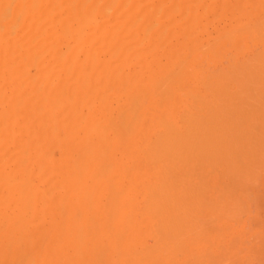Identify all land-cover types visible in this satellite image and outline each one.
<instances>
[{"label": "bare ground", "instance_id": "obj_1", "mask_svg": "<svg viewBox=\"0 0 264 264\" xmlns=\"http://www.w3.org/2000/svg\"><path fill=\"white\" fill-rule=\"evenodd\" d=\"M154 1H156L155 3H157L159 1L158 8H156L155 6L153 7L152 3ZM154 1L149 2V0H0V243H1V241L3 242V245L2 246L0 245L2 247V249L0 248V250H1L0 253L4 254L3 252H5L8 255L7 256L8 258H5L4 261H6V259H7V261L10 262L13 258L22 257V256L25 257L24 253L27 251V253H26L27 259L23 258V260H25L26 263L25 262L23 263V260H21L22 262L19 261L20 258L19 259L16 258V259L21 264L22 263L23 264H32L34 259L32 258L33 259L32 260L30 258H31V256L34 257L33 253L36 249L34 248L35 250L34 251L32 250L33 252H31V251L28 252V250H31V248L36 247V246L39 247L40 244L38 245V242L41 243V241H43V242L44 241H47V242L51 241V243H53L52 241H59V242H62L61 247L53 248V247H50V245H48L43 253L39 252V254H38L35 251V255H38V257L35 259V264H71L72 263L71 261L73 258L70 255L68 248H69V246L72 247L73 244L70 245V242L80 241V243H81V241L83 242V240L89 239V241L88 240L87 241L92 246L93 243H91V242H93V241L90 242V239L91 240L100 239L101 240L100 243L97 242V244H96L97 247L94 246L92 248L89 244H86V247L89 248V246H90L91 250L89 252H87L88 249H86V251L85 250L84 251L87 252V254L93 253V256L95 255L96 258H97V256L99 258V256L101 257L103 255V253L107 252L108 250H111V252L117 256L116 257L117 260H118V257L119 258L122 257V258H120V262L124 260L123 259L124 256L128 255L127 259L128 258L129 259L127 262H129V260L131 258L133 259V262L131 259L129 264L131 262L133 264H162L160 261H158V258H160V257H158V255L160 256L161 253H162L161 255L163 257L165 255L167 256L168 253L173 255V253H172V251H173L174 254H176V256H171V255L167 256L169 258L171 257V259L173 257L179 258V256L182 254H184V255L186 254L188 257L189 253L188 252L186 253L184 251L186 249L184 247V244H186L185 246L188 245L187 243H184L186 240L185 237H188L187 235L189 233L187 234V232H189V231L191 233H193V234H189L192 236L195 235V231L196 232L198 231L197 229L195 231H191V230H189L190 228L188 229L189 231H187L185 224L183 225L182 220H185V218L188 219L187 218L188 214H191V216L195 220L197 218V222H198V218H199V220H200L199 225L200 224L201 225L197 226L198 225L197 224L196 228L197 227L201 228V226H202V228H201L202 230L205 229L204 226H207L208 223L210 222V220L212 219L211 218L212 215L210 216V213L214 212V211H212V209L214 210V207H215L214 202H213L214 199L211 198L212 201L210 199H209L210 201L208 200L209 202L207 201L208 204H210L211 206L207 205L206 204L207 202H205V204L207 206H209V208H208L207 206L204 205V203L203 204L199 203V201H201L202 199H200V196H198V193H197V196L199 198L195 195V199H200L199 201L197 200L198 204L195 203L196 204V205L194 204L195 206L193 204H191V206L189 205L190 208L188 206L189 209L188 208L185 209L186 204L188 205V203H190L188 200L191 198L190 196L192 194V191L190 193L186 192V193L190 194V196L188 195L189 199H187L185 197L186 202L188 201L187 203L185 202V198H183V194H184L183 192H184V189H186L188 191L191 188L190 187L191 186L190 181L192 182L193 180L197 179V177H192L195 173L194 170L196 169L195 168L196 165L198 166V164L200 163L199 165H203V167L199 166L198 168L204 169V166L206 167V164H208V166H209V164H211L210 169L216 170L218 167H216L217 166L216 164H215L216 166L214 165L213 161L215 160V163L218 162L220 164L219 160H217V162H216V159L222 153L221 152V149H222L221 146L223 147V149H222L223 152H226L227 150L230 151L228 149V147H226L227 142H228L226 139H228L227 137L229 135L227 134V132L225 133L226 130L223 131L226 128L221 127V126H224V125H222L223 122L220 124V121H219V120H222V121L226 120L225 117H227V116L229 117V114L224 113L222 115V118H218V117L219 116L221 117L220 113H223V112H220L221 110H225V112H227V113L233 111L231 109V107L234 106L233 107V109H234L236 107L235 105L237 103L235 104L234 102H236V101H234L233 99L232 100L234 102L231 101V98L229 96V99H227V100H229L233 103L231 105V102H230L231 106L229 105V107H230V109H229L228 105L226 106L224 104V102L226 104H228L229 101H225V100L219 101L218 100V102H220V104L218 103L216 106L220 107L219 108L220 111L218 113L219 116L216 115L217 113H214L215 110L218 109V107L214 108L215 109L214 110L211 107L212 104L210 103L211 104L210 106L208 104V106L211 107L210 109H212L211 112H213V113L210 112L211 114H213L212 116L213 117L217 116L216 117L217 123L211 117H210L211 120L208 117H206L207 118V120H206V118H204L205 117L204 113L205 112L209 113V111L208 110L205 111L204 109H203L204 111L201 110L203 112V114L201 112V116H202L201 117L200 113H199L200 110L196 111L197 107L192 106L195 104H196V106L197 105L199 106L198 103H200V102H198L199 96L197 95V90L200 88L198 87V89L196 91L193 89L194 92L189 94L187 92H191L192 90L190 91L189 87L187 88L186 85H184V86L181 85L183 83L182 82L183 79L187 75H188L187 77H189V75H190V74H186V72L185 73L181 72V69H182V71H184L185 68L188 67L187 70L189 71V68L191 67L192 70L191 69L190 70L193 71L192 73L195 74L196 73L195 70L197 71V73H199L198 70L201 71L202 67H200V68L198 67L199 69L197 67H192L195 65V63L194 64L190 63L191 60L189 61L188 58H185V60L187 59L186 61H188V62H186V61H184V59L182 57L183 61L180 59H179V61H181L182 63L185 62L186 64L185 63L182 64L181 62H179L178 63L179 65H178L175 63V65L176 66L178 65V66L176 68L171 67L172 69L170 71L166 70V73H165V71H164V73H159L158 70L157 71L154 70L153 69L154 65L152 66V63H154L155 61H153V60H150L151 65L149 64V66L152 67L151 68L152 70L149 69L147 66H146V70H145L144 64L150 58L155 57V51L160 47L161 44H162V46L164 44H166L164 40L169 39L168 36L172 35L171 32L174 29V28L173 29L171 28L172 30L171 29L168 30V32L171 31L170 35H168V33H167L168 36H167V38L163 39V41L161 40L163 36L160 39V35H162V34L159 33V31H161V30H159L158 27H160V29H161V25H162V27L164 26L162 23L165 22L164 20L160 19L161 17L162 18L165 17L164 15L162 16L160 13L164 14L167 10H169V12H170L169 8L167 10L163 9L164 13L162 12L163 10L160 11V9H162V7L164 6L165 3L167 4L168 7L171 4H173V6L172 5L171 6L174 7L175 4L177 5V1H179V0H170L171 1L170 4L167 3V0H158V1L154 0ZM173 1H174V3H173ZM175 1H176V3H175ZM197 1L198 0H196V2ZM179 2H181L180 4H182V5L184 3L185 7H186V4L189 5L186 2H191V0H186V2H185V0H180ZM196 2H194V4ZM206 2L207 1L205 0V3ZM180 4H178V5H180ZM194 4H192V6H191L190 13H192V14H193V12H195L198 9L197 6L195 7L196 9L192 8V7H194L193 6ZM202 4H203V2H202ZM215 4H216V1H215ZM226 4H229V3H226ZM200 6H202V5H200ZM209 6H210V4H209ZM219 6H220V4H219ZM181 8H183L182 10H184V6H182ZM186 8H185V11H186ZM218 8L222 9L221 7H218ZM177 9L175 8V11ZM192 9H193V11H192ZM202 10H204V9H202ZM245 10H247V9H245ZM173 11H174V9L173 10L171 9V12H173ZM176 12H178V11H176ZM180 13H183V12H181V9H180ZM199 13H202V12L199 11ZM199 13H198L199 16L197 15L198 17H200V15H201ZM210 13H211V11H210ZM210 13L208 12V14H210ZM215 13H217V11ZM167 14H168V11H167V13H165V15L167 16ZM249 14H251V11H249ZM160 15H161V17H160ZM173 15H174V13H173ZM183 15H184V13L181 14L182 17H183ZM214 15H216V14H214ZM214 15L211 14V16H212L211 18H213ZM207 16H206V18H207ZM182 17H180V18H182ZM188 17L191 18L193 16L189 15ZM190 18H188V19H190ZM169 19H170V21H172V19L175 20L174 17L171 18V15H170ZM169 19H168V21H169ZM188 19H186V21H188V24H189ZM256 19L258 20L257 17H256ZM262 19H261V21H262ZM166 20H167V18H166ZM190 20H192V19H190ZM195 20H197V18ZM162 21H164V22H162ZM199 21H198V24H201V22H199ZM205 21H206V19H205ZM212 22H210V24ZM172 23H174V22H168L166 24H172ZM186 23H184V26ZM182 24L183 23H181L180 26L177 25L178 28H180ZM254 25H256V24H253V27L250 25L252 28V31L255 32L256 34H257V32L261 33L259 31L260 28L262 30L261 25H259V24L256 25V26H260V28L257 27L258 30L256 29V27ZM187 26L188 27H186V29H185L186 31H188L190 28L189 25H187ZM216 26H217V24H216ZM164 27L167 28V25ZM166 28L162 29V31L164 30L163 35L166 34L165 33L167 30ZM178 28H176V30ZM217 28H218V26H217ZM244 28L243 29L241 28V29L245 30L246 28H248V30H249L250 27L246 26V28L245 29ZM251 28H250V30H251ZM254 28L256 29V31H254L255 30ZM180 29H182V27ZM195 30H197V29H195ZM242 30H241V33L239 30H238L239 33H237L238 31L235 30V33H237V34H234L233 30L231 32H233V34L235 35L234 38H237V36H238L242 40V38L245 39L248 36L247 40L250 41L249 38H251L253 36L252 31H250V30L249 31L248 30L242 31ZM242 32L244 34H246L247 32H250V35L248 33H247V35H244ZM157 33H159L160 35L158 34L156 37H157V39L159 38V40H161L162 43H160L158 41L160 44L158 43L159 47L158 48L156 47L157 49L155 50V47H153V46H155L157 42L155 40H152V38L153 37L156 38L155 35ZM262 33H264V32H262ZM185 34H186V32H185ZM228 34H229V32H228ZM233 34L231 33V35L229 34L227 36H229V37L232 36V38H233ZM240 34H242V35L240 36ZM186 35H183V36H186ZM172 36H170V37L173 38ZM203 36H205V35H203ZM223 36L220 37L218 40H220V39H222L223 41L229 40L228 38L223 39L225 37V36L224 37ZM199 37H201V36H199ZM255 37H256V35L253 38H255ZM260 39H262V38H260ZM178 40H179V38H178ZM230 40H229V42H230ZM257 40H255L256 43H257ZM150 41L152 42L151 45H150V43H151ZM153 41H155V43ZM181 41L182 40H180V42ZM235 41L238 44L239 41H237L235 39H234V41L232 40L231 43H234ZM224 42H226V41H224ZM229 42H227V43L231 44ZM260 42H261V40H260ZM174 43H173V45H174ZM191 43L192 42H190V44ZM211 43L210 44L208 43V44L212 46ZM178 44H179V42H178ZM214 44H215V41H214ZM205 45H207V44H205ZM225 45H226V43H225ZM259 45H261V44H259ZM162 46H161V48H159V50L160 49L162 50L164 48V47L162 48ZM203 46L204 45H202V47ZM257 46H258V43H257ZM166 47L167 48L164 49V50H166L165 53L169 52V50H168L169 45L168 46L166 45ZM202 47H201L202 50L205 49ZM220 47L222 48V45ZM252 47H253V45H252ZM252 47H251V49H252ZM211 48L212 47H210V49ZM195 49H197V48H195ZM210 49L208 47V50H210ZM253 49H252L253 52L256 51L255 47ZM170 50H172V49H170ZM202 50H201V53H203ZM208 50L205 49L204 53H206V51H208ZM234 50H236V48ZM242 50L243 49L241 48V51ZM260 50H262V49H259L258 52ZM263 50H262V52L264 53ZM199 51L200 50L194 51V49H193L192 51L189 52L190 54L194 52V54L196 56H198L195 58L194 54H191L194 56V57H192V59L194 61H196L197 58L199 59L200 55L202 56V54ZM212 51H213V53L211 55H214L215 47L212 48ZM162 52H163V50H162ZM197 52H199L200 55ZM226 52H228V51H225L224 53H226ZM233 52H231L229 54L232 55ZM159 53H160V51H159ZM165 53H163V54H165ZM210 53H211V51H210ZM156 54H158L157 51H156ZM169 54H170V52H169ZM190 54H188L187 57H190ZM246 54H247V51H246ZM254 54H255V52H254ZM254 54L251 53V55H254ZM175 55H176V53H175ZM159 56H161V55L159 54ZM262 56H264V55H262ZM203 57H204L205 61L208 58L207 55L205 54V56L201 57L202 62H203ZM248 57L249 56L246 57V62H250V63L252 62L253 63L255 59H253V61L252 60L250 61V59H248ZM251 57H253V56H251ZM228 58H230V57H228ZM243 59H245L244 56H243ZM243 59L240 60L241 63L243 62ZM156 60H157V57H156ZM226 60H227V58H226ZM228 60H227V63L229 62ZM238 60H239V58H238ZM205 61H204V63H205ZM214 61H216V59H214ZM191 62H193V61H191ZM221 62H223V60ZM232 62H234V60H232ZM232 62H231V64H232ZM243 64L244 63H242L241 65L238 64L240 70L244 69V68H242V66L244 67ZM256 64H258V62ZM260 64H262V62ZM263 64H264V61H263ZM181 65H183V68ZM184 65L187 67L184 68ZM203 65L201 63V66H203ZM215 65H217V63ZM171 66H173V65H171ZM220 66H219V68H220ZM234 66H236L238 68L237 65H234ZM248 66H246V64H245V67L248 68V70H246L247 71L246 76L250 77L251 75H248L250 73V71L251 72L254 71L253 73H256L258 70L255 69L256 70V72H255V70L249 69ZM168 67L166 69H168ZM259 67H262V66L260 65ZM235 68H234V70H237ZM263 68H264V66H263ZM206 69H207V67H206ZM224 69L226 70V68H224ZM230 69H232V68H230ZM217 70L220 71L219 69H217ZM240 70H238V71H240ZM202 71L205 72L204 69ZM202 71L200 72V75H202L201 74V73H203ZM207 71L210 72L209 69ZM241 71H243V70H241ZM208 72H207V74H209ZM146 73L147 74L149 73V74L147 76H145ZM233 73L235 74V72H233ZM181 74H183V76ZM228 74H230V72ZM228 74H226V77H229L232 75V73L230 75H228ZM198 75L199 74L195 75V76H197V79H195V77H192V76H191V78H194V80H196V82H198L200 80ZM214 75L219 76L217 74H213V76ZM235 75L236 76L240 75L241 80H242V76H244V74L242 75L241 72H240V74H235ZM202 76H204V75H202ZM205 76H206V74H205ZM246 76H244V77H246ZM237 77H238V80L237 79L236 80L239 82L240 81L239 76H237ZM191 78H189V79H191ZM218 78H219V81L223 80V79H221L222 77H220V76ZM261 78H262V75H261ZM189 79H187L185 81L188 82ZM231 79H233V77H231ZM244 79L245 78H243V80ZM212 80H214V79H212ZM226 80L227 79H225L224 81H226ZM219 81L214 80V83L216 82L219 84ZM224 81H222V82H224ZM250 81H248V84H250L249 83ZM233 82L235 83V81H233ZM245 82H246V80H245ZM239 83H241V81ZM176 84L179 86V88L177 87ZM246 84H247V82H246ZM253 84H254V82H253ZM261 84L262 83H260L259 86H261ZM187 85L190 86L188 83H187ZM198 85H200V84H198ZM208 85H209V87L212 86V85H210V82ZM235 85H237V84H235ZM250 85H252V84H250ZM200 86H202V85H200ZM215 86H217V85L215 84ZM252 86L254 88V85H252ZM263 86L264 85L262 84V87ZM213 87H214V85H213ZM236 87H240V85L236 86ZM236 87H235V89H236ZM246 87L247 86H245L244 88L246 90L247 89L249 90V88L251 86L247 87V88ZM258 87H255V88H256V92H259L258 93L259 94L258 99L261 100L260 95H263V94H261L260 91L262 89H259ZM262 87H260V88H262ZM185 88H187L186 93L189 94L188 96L193 95L196 92V94L193 97H191V96H190L191 98L189 97L195 103V104L193 103L192 105L190 104V106H192L191 108L195 107L194 108L195 110L193 109L194 110L193 111L191 108L188 107L187 110L189 112L188 111L183 112V110H182L183 114H180V113L177 114L175 111H177L179 108L176 107V105H173L175 102V101H173V99L175 98V100H177L176 96H178V95H180L181 99L184 98V97H181L182 94H183V96L188 98L187 94L184 92L185 93V95H184V93H183ZM222 88H223V86H222ZM225 88H227V85L225 86ZM255 88L254 89L251 88L252 91L251 90H249V91L255 92L254 91ZM257 88H258V91H257ZM203 89H204V87H203ZM245 89H243V90H245ZM220 90H221V88H220ZM234 90H232V91H234ZM240 90H241V88H240ZM248 90H247V92H248ZM203 91H205V90H203ZM235 91H238V89ZM207 92H208V90H207ZM216 92H217V90H216ZM225 92L223 90L224 94H226ZM240 92L244 94L245 91H243V92L240 91ZM240 92L238 91L239 94L235 95V98H237L236 96L241 95ZM247 92L245 93L246 95H247ZM198 93H200V92L198 91ZM218 93L221 94L219 91H218ZM233 93L235 94L236 92H232V94ZM224 94L222 96H224ZM250 94L253 95V93H250ZM258 94H256V95H258ZM200 95H202V94L200 93ZM203 95H202V97H203ZM207 95L211 96L209 94H207ZM218 95H217V97H218L217 99H220ZM120 96L121 97L123 96L124 99H122ZM117 97H120L123 100L122 103L120 102V99H119L120 103H116ZM220 97H221V95H220ZM244 97H246V96H244ZM248 97H250V95H248ZM180 98H178V99H180ZM206 98H212V97H206ZM217 99L215 96L214 101H212V102L216 103ZM235 100H237V99H235ZM257 100H254V101L256 102ZM262 100H264V99L262 98ZM183 101H184V99H183ZM185 101L187 102V100H185ZM199 101H200V99H199ZM242 101H244V100H242ZM251 101H252V99H251ZM261 101H259V102L261 103ZM246 102H247V100H246ZM260 103H259V105L258 104H256V105H258V108L262 107L261 109H259V110H262L264 106H260ZM176 104L178 105V103H176ZM222 104H224L226 106V108H223ZM186 105L188 106L187 103H186ZM200 105H202V103ZM243 105H245V104H243ZM249 105H250V102H249ZM249 105H247V106L249 107ZM261 105H263V104L261 103ZM162 106L167 107L169 109H172V111L165 112L164 110H166L167 108H163ZM173 106H175V107L172 108ZM251 106H253V105L251 104ZM227 107H228V109H227ZM175 108H178V109L176 110ZM237 108L240 109L238 106H237ZM254 110H255V108H254ZM238 111H236L235 114L238 113ZM241 111H242V109H241ZM243 111L241 112V115H242ZM247 111H249L248 108H247ZM258 111H256V112H258ZM196 112H198L199 114ZM232 113H230V114H232ZM253 113H251V115ZM196 114H198V115H196ZM243 114L248 115V114H246V108H245V112ZM238 115H239V113L236 114V117ZM199 116H200V118H202L201 120H200ZM256 116H258V115L253 114L252 118L254 119V117H256ZM262 116L263 117L259 116V118L261 121L263 119V122H264V112H263ZM236 117L234 118V120L237 118H240V117H237V118ZM242 117H243V115H242ZM203 118H204V120L207 121L206 125L209 124L208 126H210V124L214 122L213 125H216V126L214 127L211 125L213 127L212 129L215 128V130H217L216 127L218 128L219 125H220L219 127L224 128L222 130L223 132L221 131L219 134L222 137L219 136L217 133L218 138H216L217 136L215 133L214 134L215 141L213 142V139H214L213 133L215 132V130L213 132V130L209 127V129L211 131L210 135L209 134L206 135L207 133H204V132H206V130L204 131V129H202L205 127L201 126V125H204L206 123L205 121H203ZM223 118H224V120H223ZM231 118L232 117L230 116V118H228V119H231ZM240 120L242 121V119H240ZM254 120H252V121L255 122ZM197 121H198V123H197ZM199 121H200V123H199ZM202 121L205 123L202 124ZM208 121H210V123H208ZM232 121H233V119H232ZM247 121L249 122V119H247L246 122ZM256 121H258V118ZM227 122L225 125H227ZM231 122H229V123L231 124ZM263 122H260V123H263ZM249 123H251V122H249ZM196 124H199V126ZM217 124H218V126H217ZM234 124H231V125H234ZM237 124H240V123H237ZM251 125L250 126L248 125V126L251 127ZM263 125L261 124L260 126H263ZM195 126H198V127H195ZM208 126H206V127H208ZM234 126H236L235 129L237 127L240 128V126H237V125H234ZM243 126H244V124H243ZM226 127H228V126H226ZM229 127H231V126H229ZM245 127L247 128V126H245ZM253 127H252V129H253ZM194 128L197 129L199 132H200L199 129L203 130L204 132L201 131V134L203 136L200 135L199 132L197 134V130H195V132H194ZM250 129L248 128L249 131H250ZM252 129H251V131H252ZM256 129L257 128L255 126L254 130L257 134ZM259 131H260V129H259ZM239 132L240 131H238L237 133H239ZM244 132H245V130H244ZM224 133L228 136H226ZM262 133H264V132H261L260 134L262 135ZM222 134L225 135L226 139L224 138V136ZM245 134H246V138H247V133L245 132ZM249 134H250V132H249ZM198 135H200V136H198ZM263 135H262V137L264 138ZM206 136H207V138L210 136L213 137V138L210 137L212 140L211 143H209L210 139H207ZM230 137H229V139H230ZM237 137H236V139H238L240 141L241 139H239ZM240 137H242V134ZM259 137H261V136L259 135ZM244 138H245V136H244ZM249 138H247V140ZM263 138H261V139L263 140ZM205 139H207L206 142H205ZM216 139H217V141H216ZM222 139L225 140L224 145H225L226 151H224V145H223V143H221ZM251 139L252 138L249 139L248 146L250 145V142L252 141ZM198 140H202L204 142L203 143H202V141L198 142ZM255 140L257 142H259L260 145H264V141H263V143L262 142L260 143L258 136H257V138L254 139V143L256 142ZM232 141H235V140H232ZM200 142H201V144H200ZM216 142L219 143L220 147H218L219 145ZM204 143H205V148H204ZM215 143L218 146L216 145V147H214ZM233 143H235V142H232L231 144H233ZM229 144L230 143H228V146H229ZM243 144L246 145V146H244L246 148H243V149L245 151H247L248 146H247V142L245 143V139H243L242 145ZM259 144L255 145V146L257 147ZM199 145L202 146V147L200 146L201 153H200V151H198ZM237 145H238V142H237ZM237 145H236V147H237ZM194 146H196V147H194ZM252 146L255 148L254 145H252ZM233 147H232V149L236 150V148H233ZM240 147H241V149L240 148L239 149L242 150L243 146H240ZM194 148H197V154L199 155V157L200 156L202 157V158L197 157L199 160L196 159V151H194ZM207 148H208V151H206ZM214 148L216 151H213ZM251 148H250V152L248 151L249 154L252 151ZM232 149H231V151H232ZM257 149L258 148H255V151H252V152H258ZM209 150H210V152H209ZM217 150L219 151V153H218L219 155L216 153L218 156L214 155V153L217 152ZM259 150H261V149H259ZM211 151L213 152L214 158L216 156L215 159L213 158ZM204 153L208 154V156H206ZM228 153L229 152H226V154H224L225 157ZM239 153H241V152L239 151ZM236 154H238V153H236ZM241 154H243V152ZM249 154L247 155L248 160L251 161V159L253 160V158H255L256 160L258 159L257 158L258 153L256 156L255 155L252 156V153L250 155ZM224 155H222L221 158ZM244 155H246V154L244 153ZM260 155H263V154H260ZM260 155H258V156H260ZM203 156L204 157L206 156V158H203ZM228 156H230V155L228 154ZM232 156H234V155L232 154ZM236 156H239V155H236ZM236 156H234V157H236ZM249 156L250 157L252 156L253 158L252 157L249 158ZM225 157H223V158L226 161H224L223 159L222 160L227 165L230 161L232 162V160H236L234 158L227 163L228 158L227 157L225 158ZM244 157L246 159V156H244ZM244 157L242 159H244ZM207 158H208V161L211 159L210 160L211 163H209L206 160ZM202 159H203V163L201 161ZM196 160L198 161V163L195 162ZM248 160H247V162L245 161L247 164L242 163L243 161L241 162L242 164H246L245 167L248 166L246 168L247 170H248V168H251V167H249V164L251 162H249ZM254 160L252 161L253 163H255ZM204 161H206L205 164H204ZM238 161H237V164L235 163L236 161L232 164L238 165ZM260 161H262V157L260 158L259 162ZM259 162L257 165H259ZM260 163H263V161ZM221 164L223 165L222 161H221ZM226 164H224V166H222V165L221 166L218 165V166H220L222 168V167H225ZM227 165H226V167H227ZM255 165H256V163H255ZM255 165L252 164V167ZM263 165H264V163H263ZM213 166H215V168ZM242 166H244V165H242ZM238 167H239V165H238ZM238 167H236L238 170L242 169V168L240 169V167L239 168ZM259 167H260V165H259ZM259 167L257 166L258 169H259ZM198 168L196 169L197 170L196 173L200 172V170H198ZM225 168H222L223 170L221 169L222 171L220 170V173L223 172ZM230 168H232V167H230ZM262 168H260V170ZM205 169L203 172H205ZM233 169H235V168H233ZM258 169H256V171H257L256 174H259ZM230 170H227L226 173L224 172L225 175L228 174L227 172ZM252 170L253 169H250L247 172L248 173L250 172V175H251V173L254 171V170L253 171ZM260 170H259V172H262L264 169L261 171ZM213 171H211V172H213ZM209 172L210 171H208V173ZM211 172H210V176L212 175ZM224 173H223V175H224ZM239 173H241V172H239ZM245 173H246V170H245ZM254 173L255 172H253V174ZM206 174L205 173H203V175L200 174V177L203 176V182H204V179H206L208 176V174L207 175ZM229 174H231V173H229ZM204 175L206 176L205 178H204ZM233 175H235V174H233ZM196 176H197V174H196ZM220 176L224 177V176H222V174ZM220 176L218 178H221ZM254 176H255V174H254ZM191 177L193 178V180L189 181V179H192ZM200 177H198V178L201 181ZM246 177H248V176H246ZM251 177L249 178L250 180H247L248 182L252 181ZM230 178H232V177H230ZM233 178H234V176H233ZM241 178H242V180L240 181V179L238 177V179H239L238 182H240V184L246 180L245 175H244L245 179L243 178V176ZM256 178H255V180H256ZM232 179H231V183H233V185H234V183H236L237 181L233 182ZM199 180H197L198 182L193 181L195 186L196 185L198 186V184H196L195 182L200 184V186L197 188L199 190L205 188L206 185L212 181V180L211 181L208 180L206 182V180H207L206 179L205 180L206 185L203 183L204 184L203 185L204 187H203L201 184L202 182L200 183ZM227 180H230L229 177ZM188 181H189V184H188ZM218 183H220V182H218ZM223 183H224V181H223ZM226 184H228V181ZM220 185H221V183H220ZM201 186H202V188L200 189ZM241 186L242 185H240L239 187H241ZM231 187H232V185H231ZM209 188L213 189V187L212 188L209 187ZM209 188L206 187L205 189H209ZM223 188L224 187H222V189ZM227 188L228 187H226V189ZM194 189L195 188H193L191 190L194 191ZM205 189H203V193L205 195H207L208 190H205ZM220 189H221V187H220ZM226 189H225V191H226ZM234 189H235V187H234ZM248 189L246 188V190H248ZM204 190H205V192L206 191L207 192L205 193ZM213 190H209V192L213 193ZM239 190H241V189H239ZM218 191H220V190H218ZM228 191L229 190H227V192ZM250 191L251 190H249L248 192H250ZM234 192H236V191H234ZM242 192L238 197H240L242 195ZM193 193H195V191ZM201 193L202 192H199V194L203 196V193L202 194ZM228 193H229L228 195H230L231 191H229ZM246 193H247V191H246ZM254 194L256 195V193H254ZM225 195H223V196H225ZM228 195H226V196H228ZM186 196H187V194H186ZM230 196H228V197H230ZM247 196H248V194H247ZM205 197L207 200L208 195ZM231 197L233 198V195ZM261 197H262V194H261ZM193 198H194V196H193ZM236 198L237 197H235V199ZM183 199H184V201H183ZM235 199L234 200L232 199L234 201V203L236 201ZM225 200L226 199H224V201ZM218 201H221V200L219 199ZM229 201H227V202H229ZM233 201H230V202H233ZM258 201L261 203L260 198L258 199ZM193 202H191V203H193ZM222 203L223 202H221V204ZM234 203L232 205H234ZM201 204L204 205L206 208H204V206H203L204 209H202L201 207H198V205H201ZM222 205H225V202ZM232 205L226 204V206H229V207ZM237 205L238 204L236 203L235 206L231 207L232 208V209H230L231 215L233 214L232 210L234 207H236L235 208L236 210H234V211L235 212L238 211L239 208H237ZM192 206H194V207L192 208V212H190L189 210H191ZM219 206H217V204H216L217 208ZM195 207L197 209L201 208L200 211L201 210L204 211L205 209H211V212L209 213L210 218L208 217L210 219L209 222L203 220L205 223L207 222L206 225L203 224L204 222L201 223V220L204 219L203 217L202 218L197 217V213H196L197 209ZM216 207H215V210L219 211V209H216ZM225 207L222 209L224 210ZM257 207H259V206L257 205ZM184 209H185V212H186V210H188L189 213L188 214L183 213ZM226 209H228V210H227V212L225 211V214L229 213V208L227 207ZM194 210H196L195 213H194ZM240 210H242V209H240ZM244 210L247 211L248 209H244ZM200 211H199V213L202 216L206 214V213L202 214V212H200ZM259 211H260V209H259ZM204 212H207V211H204ZM239 212L241 215L242 214L241 211H239ZM239 212L237 213V215L236 214L235 215L238 216ZM243 213H245V212L243 211ZM186 214H187V217H185ZM220 214H222V213H220ZM193 215H195L196 217ZM228 215L230 216V214H227V217H228ZM262 216H264V215H262ZM183 217H185V218H183ZM189 217H190V215H189ZM192 217H190L189 220H186V221L188 223H190L189 221ZM224 217L227 219L226 216H224ZM231 217L234 218V216H231ZM240 217L241 216H239V218ZM195 220H194V222H195ZM229 220H230V218H229ZM197 222H195V223H197ZM211 222H213V221H211ZM211 222L209 223V226L207 228H209L211 226L212 230L213 229L215 230V227L213 228L212 225H210ZM238 222H240V220ZM214 224H215V222H214ZM191 225L193 226V221H192V224H190V227H191ZM180 226L181 227L184 226L186 228L185 229L186 235H185V233H183L184 232L183 227L180 229ZM124 227H129V229L132 228V231H129V233H128L129 234L127 236L128 240H132V241H133V239L143 240L144 237L150 236V237H152V240H154V243L153 244L149 243V241L151 240L150 239L147 243H149L151 245L142 247L141 249H136L137 246L134 247V245H133L134 248H128L127 246H125L121 242L119 244H117V242H116V244L114 243L113 245H111V243H110V245H106L107 240L122 241L123 236L120 235L119 231ZM194 229H195V225L193 227V230ZM201 229H199V232H197L198 234L199 233L202 234L200 231ZM125 230L127 231V228ZM180 230H183V231L180 232ZM205 230H207V229H205ZM207 231H209V230H207ZM125 235H126V233H125ZM180 236L181 237L185 236L184 237L185 239L184 238L181 239ZM196 236H195V238H196ZM200 237H203V238L200 239ZM200 237H197L198 239H195V240H198V242L195 241V243L193 241L194 236H193V238L189 237L187 239V241L189 239H192L189 241L190 242L192 241V243H194L193 245H197V243L199 245L201 243L200 240H205L207 238V236L200 235ZM204 237H205V239H204ZM103 239H105V241H103ZM183 239H184V242H183L184 244L180 243V242H182ZM256 239L258 240L259 237L258 238L256 237ZM179 240H180V242H178ZM234 240L237 241L236 239H234ZM250 240H252V239H250ZM156 241H157V244H156ZM254 241H252V242H254ZM102 242H105V243L103 244ZM177 242H178V244H177ZM208 242H209V244H211L209 240H208ZM230 242H232V240ZM262 242H264V240H262ZM127 243L128 242H126V244ZM140 243L141 242L139 241V247L138 248H140V245H142ZM147 243H146V245H147ZM229 244L231 245L232 243H229ZM78 245H79V243H78ZM81 245H83V248H84V242ZM81 245H79V246H81ZM179 245H183V247H184L183 251L185 253L182 250L179 253L177 251H174V250L178 249L177 247ZM189 245H190V243H189ZM219 245H221V244H219ZM262 245H264V244H260V247ZM207 246H208V243H207ZM183 247H181V249H183ZM80 248H79V250H81ZM206 248L207 247H205V249ZM221 248L223 249V250L221 249V252L225 251L224 250L225 248H223V247H221ZM189 249H191L193 251L196 248H195V246H192ZM229 249L227 248V251H229ZM251 249H253V247ZM169 250L170 251L172 250V251L166 252ZM186 250L188 251V247ZM249 250L247 252H249ZM84 251H82V252H84ZM163 251L165 253L164 255H163ZM78 253H80V252H78ZM222 253L225 254V255L222 254L224 256L223 258L225 260L228 258V260H226V261H228L227 264H229V262L231 263V261L234 262V259H236L235 256L238 258L237 255L227 257L226 252L225 253L222 252ZM251 253H248V254H251ZM2 254H1L0 258L2 257ZM74 254H73V256H74ZM177 254L179 256H177ZM190 254L194 255V253H190ZM212 254H210V255H212ZM39 255H41V256L39 257ZM80 255L82 257V258L80 257V262H81V260L84 258H83V254L80 253ZM184 255L180 256V258L184 257ZM186 255H185V258L189 260V258H187ZM205 255H207L210 258V260H208V261L211 262V259L213 257H211L208 254H205ZM219 255H220V252H219ZM253 255H255V254H253ZM91 256L92 255H89V256H87V258L88 257L90 258ZM198 257H200V254ZM202 257L204 259V256H202ZM231 257H233V258H231ZM245 257H246V255H245ZM102 258L105 259V255L102 256ZM194 258H196V257H194ZM16 259H14L15 261L14 260L12 261L13 264L16 262ZM104 259H102L103 262H104ZM108 259H109L108 261H110V257H108ZM192 259L190 258V260H192ZM203 259H201V260H203ZM224 259H222V256H221V260H224ZM29 260H31L32 262ZM91 260H92V257L90 258V261ZM98 260L96 261L95 264H98ZM172 260H174V259H172ZM172 260H171V262H172ZM205 260H207V259H205ZM87 261H88V259L86 260V262ZM203 261H201V262H203ZM218 261H219V259H218ZM9 262H7V263H9ZM91 262L90 263L93 264V261H91ZM99 262H100V260H99ZM173 262H175V261H173ZM186 262H189V261H186ZM192 262H193V260H192ZM195 262H197V261H195ZM0 263L5 264L6 262L3 263V261H0ZM104 263L106 264V261ZM15 264H17V263H15ZM33 264H34V262H33ZM107 264H108V262H107ZM115 264H117V263H115ZM192 264H195V263L193 262ZM196 264H199V263H196ZM214 264H216V263H214ZM218 264H219V262H218ZM223 264H226V263H223Z\"/></svg>", "mask_w": 264, "mask_h": 264}, {"label": "rangeland", "instance_id": "obj_2", "mask_svg": "<svg viewBox=\"0 0 264 264\" xmlns=\"http://www.w3.org/2000/svg\"><path fill=\"white\" fill-rule=\"evenodd\" d=\"M154 0H149V2H153ZM158 1V0H157ZM180 1V0H179ZM179 1H177V5L175 4V6L174 7H172L173 6V4H171V5H169V7L167 6V4L165 3L164 4V8L162 7V9H160V11H162L163 9L164 10H167L168 8L170 9V12H169V10H167L168 11V14H167V16L165 15V13H167V11L164 13V10L162 11L164 14H162V13H160L162 16L164 15L165 17L164 18H162L161 17V15H160V19L161 20H164V21H162V22H164V23H162L164 26H166L167 25V28L166 27H164V28H166L167 30H166V34H164L163 35V32H164V30L162 31V29H164L163 27H162V25H161V29H160V27H158L159 28V30H161V31H159V33L160 34H162V35H160L159 33H157L156 35H155V37L159 34L160 35V39H161V37H162V41H163V39H165V38H167V36L168 35H170V32H168V30L169 29H171L172 30V35H170V36H172L173 38H171L170 36H168L169 37V39H165L164 41H165V43L166 44H164L163 46H162V44L160 45V47L158 46V43L160 42V43H162V41L161 40H159V38L157 39V37L156 38H152V40H155L157 43H156V45L155 46H153V47H155V50L159 47V48H161V46H162V50H163V52H162V50L160 49L159 50V48L156 50L157 51V53L158 54H156V51H155V57L154 58H150L145 64H144V66H145V70H146V66L149 68V69H151L152 67L151 66H149V64H150V60H153V61H157L156 63L154 62V63H152V66L154 67L153 69L154 70H158V72L159 73H164V71H165V73H166V70L167 71H170L172 68H176L179 64V62H181V61H179V59L180 60H182L183 61V59H184V61H186L185 60V58H188V60L190 61H193V62H191L190 61V63H192V64H194L195 63V65L194 66H192V67H202L201 69L203 70H205V72L204 71H202L203 73H201L202 75H204L205 76V74H206V78L204 77V76H202V75H200V70H198L199 71V73H197V71L195 70V72L197 73V74H199L198 75V77H199V81L198 82H196V80H194V78H191V76L192 77H195V79H197V76H195V75H197L196 73L194 74V73H192L193 71H191L192 70V68L190 67L189 68V71L187 70V66H185L184 65V68L185 67H187V68H185V70L184 71H182V69H181V72H186V74H190L189 75V77H185L184 79H183V83L181 84V85H186V87L188 88L189 87V90L191 91V92H187V93H193L194 92V90L196 91L197 89H198V87L200 88V89H198L197 90V95L199 96V99H200V101H199V99H198V102H200V103H198L199 104V106L197 105L196 106V104L192 101V99H190L191 97H193L195 94H196V92L193 94V95H190V96H188L189 94H187L186 93V91H187V88H185L184 89V91H183V93L185 92L186 94H187V96H188V98H186L185 96H183V94H182V96L181 97H184V98H180V95H178V96H176L177 98V100H175V98L173 99V101H175L174 102V104L173 105H176V107H178V108H175L177 111H175L177 114L178 113H180V114H183V112H186V111H188L187 109H188V107L189 108H191L192 106H195V107H197L196 108V111H199V113H200V116H201V112L202 111H206V110H208L209 111V113L207 112H205L204 113V118H206V117H208L210 120H211V118H213V120L216 122L217 121V119H216V117L217 116H215V117H213L212 115L213 114H211V113H213V112H211V110L212 109H210L211 107L214 109V108H217L218 107V109H214L215 110V112L214 113H217L216 115H218L219 116V106H216L218 103L220 104V102H218V100L219 101H223V100H225V101H229V100H227V99H229V96H230V98H231V101H236V102H234L236 105V107L233 109V107H231V109L233 110V111H231V112H225V110H221L220 112H223V113H220V115H221V117L219 116L218 118H222V115L225 113V114H229V117L227 116V117H225L226 118V120H224V118H223V120L225 121H222V120H219L220 121V124L222 123V125H224V126H221V127H225L226 129H224V128H221V127H219L218 126V124H217V126H218V128L216 127V129L217 130H215V128L214 129H212L213 127L212 126H216V125H213V123H211L210 124V126H208V125H206L207 124V118H206V120H204V118H203V121H205V122H203L202 121V124L203 123H205L204 125H201V126H203V127H205V128H202V129H204V131L206 130V132H204L203 130H201V129H199L200 130V132L197 130V129H195L194 128V132H195V130H197V134H198V132H199V134L200 135H202L201 134V131H203L204 133H207L206 135H210V129H209V127L213 130V132H214V130H215V132L213 133V136H214V134L216 133V136H217V133H218V135L220 134V132L223 130V131H225V133L227 132V134L229 135H226L225 133V135L226 136H228L227 138L228 139H226L225 138V135L224 134H222L223 136H224V138L228 141H226L227 142V146L226 147H228V149L230 150V151H226V149H225V145H224V141L225 140H223L222 139V142L221 143H223V145H224V151H226V152H229L228 154L230 155V156H228V154L226 155V157L228 158V160H227V163L230 161V160H232V159H236V160H232V162L230 161L229 163H228V165L226 164V163H224L223 162V160L224 161H226L223 157H225V155L224 154H226V152H223L222 151V149H223V147L221 146V152L223 153H221V155H219L218 153H219V151L217 150V152H215L214 153V155H217L218 157H217V159H216V162H217V160H219V162H220V164H221V161H222V163H223V165L222 166H224V164H226L227 165V167H226V165H225V167L227 168H225V167H222V168H225L224 169V171L223 172H221L220 173V170L222 169L220 166V164L217 162V163H215V160L213 161V163H214V165L216 166V167H218L216 170L215 169H213V170H211L210 169V165L211 164H209V166H208V164H206V167L204 166V169H205V172H203L204 171V169L203 168H201V167H203V165H199L198 164V166L196 165V169L199 167V166H201L200 168L201 169H199L198 168V170H200V172L199 173H196L197 172V170L195 169L194 170V175L192 176V177H197V179H195V180H193V178L192 179H189V181L190 180H193V181H197V180H199V178L198 177H200V174H202L203 175V173H207L208 174V176H207V180L206 179H204V182H203V176L202 177H200L201 178V181L199 180V182L202 184V186L205 184L206 185V183H205V180H206V182L208 181V180H212L210 183H208L207 185H206V187L207 188H209V187H213V189H205V188H203V189H205V190H208V192H207V195H208V199L206 200V197L205 196H207V195H205L204 193H203V189H201L202 188V186L200 187V189L201 190H199V189H197L199 186H200V184L199 183H197V182H195L196 184H198V186L196 187L195 186V184H194V182L192 181H190V184H191V188L187 191L186 189H184V194L186 193V192H188V193H190L191 191H192V194H191V196H190V194H188V193H186L187 194V196H186V194L184 195L183 194V198H187V199H189V197H188V195L193 199H189L188 201L190 202V203H188V205L186 204V207H185V209H187L188 208V206L190 205L191 206V204H195V203H197L200 199H202L201 201H199V203H204V205L205 206H207V205H209V206H211L210 204H208V202L211 200L212 201V199H214V206L216 207V204H217V206H219L220 204H221V202H223L222 204H224V202H225V205H220L218 208L216 207V209H219V211H216L215 210V207H214V210L212 209V211H214L213 213L211 212V209H205L204 211H207V212H204L203 210H201L200 211V209L202 208V209H204V208H206L204 205H198V207H201V208H199V209H197L196 207V209H197V217H203L204 219H202L201 220V223H203L204 221L203 220H205V221H208L209 222V218H210V216L212 215V219L210 220V222L211 221H213V222H211V224L210 225H212V227L214 228L215 227V230L213 229L212 230V228H211V226L209 227V228H207L208 226H209V223H208V225L207 226H204V225H206L207 224V222L205 223H203L204 225V228L205 229H207V230H209V231H207V230H205V229H201L202 228V226H201V228H199V227H197L196 228V225L197 226H200L199 225V222H200V220H199V218H198V222H197V218H196V220L191 216V214H188L189 213V211L190 212H192V208L196 205H194V206H192L191 207V210H186V212H185V209H184V211H183V213H187L188 214V217H187V214H186V216L185 217H187L188 219H186L185 217H183V218H185V220H182V223H183V225L185 224V227L187 228V231H189V230H191V231H195L196 229L198 230L197 232H199V229H201L200 231H201V233L202 234H200V235H202V236H207V238L205 239V237H204V239L205 240H200V244L198 245V243H197V245H193L194 243H195V241L196 242H198V240H195V239H198L197 237H200V235L195 231V235H193L194 236V238H193V236L192 235H189V234H193V233H191L190 231L189 232H187V236L188 237H185V236H180V238L182 239V238H186V240H185V242H184V239L182 240V242H180V240L178 241V242H180V243H182V244H184V243H187L188 245L187 246H185L186 244H184V247L187 249V247H188V251L185 249L184 250V247H183V245H179L177 248V250H174V251H177L178 253L182 250H184L186 253L188 252L189 253V255H188V257H187V255H186V257L187 258H189V260L188 259H186L185 258V255L184 254H182V255H184V257H182V258H180V256H182V255H178L177 254V256H179V258L178 257H173L172 259H174V260H172L171 259V257L169 258V257H167V256H176V254H174V252L172 251V253H173V255L172 254H170V253H168L167 254V256L165 255V256H163L162 257V253L160 254V256L158 255V257H160V258H158V261H160L162 264H192L193 262L196 264V263H199V264H214V263H216V264H218V262H219V264H223V263H226L227 264V262L228 261H226V260H228V256H235V255H237L238 256V258L235 256V258L236 259H234V262L233 261H231V263L232 264H244L245 262V264H264V245H262L261 247H260V244H264V242H262V240H264V216H262V215H264V165H263V163H264V145H260L259 144V142H257L256 140V144L254 143V139L255 138H257V136H258V139L260 140V143L262 142L263 143V141H264V138L262 137V135L264 134V133H262V135L260 134L261 132H264V122H263V119H262V121L260 120V118H259V116H261V117H263L262 116V114H263V112H264V107H263V109L262 110H259V109H261L260 107L258 108V105H259V101H261L262 100V98L264 99V86L262 87V84L264 85V68H263V66H264V64H263V61H264V56H262V55H264V53L262 52V50L264 49V33H262V32H264V0H206L207 2L205 3V0H198L197 2H196V0H191V2H186V0H185V2L186 3H188L189 5H187L186 4V7H185V4L183 3V5L182 4H180L181 2H179ZM201 1V2H200ZM215 1H216V4H215ZM230 1V2H229ZM156 1H154L153 3H152V5H153V7L155 6L156 8H158V3H159V1L157 2V3H155ZM184 2V1H183ZM194 2H196L195 4H194ZM202 2H203V4H202ZM218 2V3H217ZM167 3H171V1L169 0H167ZM173 3H174V1H173ZM175 3H176V1H175ZM213 3V4H212ZM226 3H229V4H226ZM231 3V4H230ZM157 4V5H156ZM178 4H180V5H178ZM192 4H194L193 6L194 7H192V8H195L196 6L198 7V9L195 11V12H193V14L192 13H190V11H191V6H192ZM205 4V5H204ZM209 4H210V6H209ZM219 4H220V6H219ZM184 6V10H182L183 8H181L182 6ZM200 5H202V6H200ZM204 5V6H203ZM216 5V6H215ZM234 6V7H233ZM248 6V7H247ZM206 7V8H205ZM217 9H215V8ZM218 7H221L222 9H220V8H218ZM230 7V8H229ZM155 8V9H156ZM166 8V9H165ZM175 8L177 9L176 11H178V12H176L175 11ZM185 8H186V11H185ZM204 9V10H202V9ZM209 8V9H208ZM211 8V9H210ZM255 10H254V9ZM171 9L173 10L174 9V11L173 12H171ZM180 9H181V12H183L184 13V15H183V17L181 16V14H183V13H180ZM188 9V10H187ZM196 9V8H195ZM194 9V10H195ZM220 9V10H219ZM245 9H247V10H245ZM211 11V13H210V11ZM217 11V13H215L216 11ZM245 10V11H244ZM254 10V11H253ZM192 11H193V9H192ZM199 11H201L202 13H199ZM210 13V14H208V12ZM219 11V12H218ZM249 11H251V14H249ZM253 11V12H252ZM260 11V12H259ZM262 11V12H261ZM186 12V13H185ZM173 13H174V15H173ZM195 13V14H194ZM198 13L199 14H201L200 15V17H198L199 15H198ZM204 13V14H203ZM224 13V14H223ZM192 14V15H191ZM211 14L212 15H214V14H216V15H214L213 16V18H211L212 16H211ZM170 15H171V18H175V20H173L172 19V21H170ZM193 16V17H188V16ZM198 15V16H197ZM208 15V16H207ZM250 15V16H249ZM176 16V17H175ZM206 16H207V18H206ZM255 16V17H254ZM180 17H182V18H180ZM256 17L258 18V20L256 19ZM166 18H167V20H166ZM177 18V19H176ZM188 18H190V19H192V20H190V19H188ZM197 18V20H195ZM211 18V19H210ZM263 18V19H262ZM168 19H169V21H168ZM186 19H188L189 20V24H188V21H186ZM205 19H206V21H205ZM213 19V20H212ZM261 19H262V21H261ZM200 20V21H199ZM202 20V21H201ZM176 21V22H175ZM184 21V22H183ZM187 23H186V22ZM198 21L199 22H201V24H198ZM213 21V22H212ZM261 21V22H260ZM168 22H174V23H172V24H166V23H168ZM210 22H212L211 24H210ZM257 22V23H256ZM260 22V23H259ZM181 23H183L182 25H181V27H182V29H180V28H178V26H180V24ZM184 23H186L185 24V26H184ZM195 23V24H194ZM216 24H217V26H218V28H217V26H216ZM219 24V25H218ZM248 24V25H247ZM253 24H259V25H261V27H262V30H261V28H260V26H256V25H254L255 27H256V29L258 30V28H260V32L261 33H258L257 32V34L259 35H257L255 32H253L252 31V28H251V26L253 27ZM178 25V26H177ZM187 25H189L190 26V28H189V30L188 31H186L185 29H186V27H188ZM194 25V26H193ZM202 25V26H201ZM251 25V26H250ZM160 26V25H159ZM192 26V27H191ZM201 26V27H200ZM227 26V27H226ZM246 26H249L250 28H251V30H250V28H249V30L250 31H252V33H253V36L251 37V38H249L250 39V41L249 40H247L248 39V36L244 39V38H242V40H241V38H239L238 36H237V38H234V34H237V33H239V31H240V33H241V30L245 27L246 28ZM215 27V28H214ZM258 27V28H257ZM176 28H178L177 30H176ZM242 28V29H241ZM244 28V29H245ZM188 29V28H187ZM195 29H197V30H195ZM212 29V30H211ZM219 29V30H218ZM255 29V28H254ZM253 29V30H254ZM256 29L254 30V31H256ZM181 32H180V31ZM234 31V34H233V32H231V31ZM235 30L236 31H238L237 33H235ZM246 30H248V28H246L245 30H242V31H246ZM248 30V31H249ZM216 31V32H215ZM218 31V32H217ZM162 32V33H161ZM185 32H186V34H185ZM227 32V33H226ZM228 32H229V34L231 35V33L233 34V38H232V36H227V35H229L228 34ZM231 32V33H230ZM167 33H168V35H167ZM182 33V34H181ZM243 33V32H242ZM249 35H250V32H247ZM247 33L246 34H244V35H247ZM205 35V36H203V35ZM183 35H186V36H183ZM225 37H224V36ZM242 34H240V36H241ZM252 35V34H251ZM256 35V37L255 38H253L254 36ZM199 36H201V37H199ZM224 37L223 39H225V38H228L229 40H230V42H229V40H224V41H226V42H224L222 39H220V40H218L220 37ZM159 37V36H158ZM177 37V38H176ZM243 37V36H242ZM245 37V36H244ZM250 37V36H249ZM177 40H176V39ZM178 38H179V40H178ZM184 38V39H183ZM200 38V39H199ZM260 38H262V39H260ZM149 39V38H148ZM234 39L235 40H237V41H239L238 42V44H237V42L235 43H231V41L233 40L234 41ZM258 39V40H257ZM150 40V39H149ZM171 40V41H170ZM176 40V41H175ZM180 40H182L181 42H180ZM215 41V44H214V41ZM255 40H257V43H258V46H257V43H256V41ZM260 40H261V42H260ZM155 41H153L154 43H155ZM159 41V42H158ZM168 41V42H167ZM175 43H174V42ZM179 42V44H178V42ZM213 41V42H212ZM223 41V42H222ZM151 42V41H150ZM171 42V43H170ZM174 43V45H173V43ZM190 42H192L191 44H190ZM197 42V43H196ZM212 42V43H211ZM227 42H229V43H231V44H228ZM248 42V43H247ZM260 42V43H259ZM263 42V43H262ZM159 43V44H160ZM169 43V44H168ZM177 43V44H176ZM196 43V44H195ZM211 43L212 44V46L211 45H209V44ZM225 43H226V45H225ZM152 44V42L150 43V45ZM190 44V45H189ZM205 44H207V45H205ZM219 44V45H218ZM237 44V45H236ZM249 44V45H248ZM251 44V45H250ZM259 44H261V45H259ZM166 45L168 46L169 45V47H168V50H169V52H170V54H169V52H166L165 53V51L166 50H164L165 48H167L166 47ZM178 45V46H177ZM189 45V46H188ZM202 45H204L203 47H202ZM222 45V48L220 47ZM228 45V46H227ZM247 47H246V46ZM252 45H253V47H252ZM206 46V47H205ZM231 46V47H230ZM157 47V48H156ZM200 47V48H199ZM201 47L202 48H205L206 50H208V47H209V49H210V47H212V48H214L215 47V52H214V55H211L212 53H213V51H212V48L210 49V50H208V51H206V53H204L205 52V49H201ZM251 47H252V49L255 47L256 49V51H254L255 52V54H254V52H253V50L251 49ZM259 47V48H258ZM262 47V48H261ZM172 49V50H170V49ZM195 48H197V49H195ZM236 48V50H234ZM241 48L243 49L242 51H241ZM194 49V51H197V50H200L199 52L201 53V50L203 51V53H201L202 54V56H205V54L207 55V59H206V61H205V59H204V57H203V62H202V60H201V55H200V53L199 52H197V53H199V55H200V57H199V59L197 58V60L196 61H194L193 59H192V57H194L195 56V58L196 57H198V56H196L195 54H194V52L193 53H191V54H194V56L193 55H191L189 52L190 51H192ZM227 49V50H226ZM232 49V50H231ZM259 49H262V50H260L259 52H258V50ZM245 50V51H244ZM252 50V51H251ZM159 51H160V53H159ZM210 51H211V53H210ZM225 51H228V52H226V53H224ZM234 51V52H233ZM246 51H247V54H246ZM264 51V50H263ZM162 52V53H161ZM180 52V53H179ZM231 52H233L232 53V55L231 54H229V53H231ZM163 53H165V54H163ZM175 53H176V55H175ZM196 53V52H195ZM220 53V54H219ZM251 53H253L254 55H251ZM260 53V54H259ZM263 53V54H262ZM159 54L161 55V56H159ZM163 54V55H162ZM188 54H190V57H187L188 56ZM217 54V55H216ZM226 54V55H225ZM237 54V55H236ZM246 54V55H245ZM174 55V56H173ZM221 55V56H220ZM258 55V56H257ZM172 56V57H171ZM210 56V57H209ZM243 56L245 57V59H243ZM247 56H249L248 57V59H250V61L252 60L253 61V59H255L257 62H258V64H256L257 62L254 60V64L252 65L250 62H246V57ZM251 56H253V57H251ZM156 57H157V60H156ZM174 57V58H173ZM182 57H183V59H182ZM228 57H230V58H228ZM252 59H251V58ZM191 58V59H190ZM225 58V59H224ZM226 58H227V60L229 61L228 63H227V60H226ZM238 58H239V60H238ZM214 59H216V61H214ZM241 59H243V62L242 63H244L243 65H244V67L242 66V68H244V69H241V70H243V71H241L240 70V68H239V65L238 64H242L241 63ZM259 59V60H258ZM223 60V62H221ZM231 60V61H230ZM232 60H234V62H232ZM176 61V62H175ZM204 61H205V63H204ZM240 61V62H239ZM245 61V62H244ZM249 61V60H248ZM260 61V62H259ZM186 62H188V61H186ZM231 62H232V64H231ZM238 62V63H237ZM256 62V63H255ZM262 62V64H260ZM175 63L176 64H178L177 66L175 65ZM182 63V62H181ZM180 63V64H181ZM185 63V62H184ZM184 63H182V64H184ZM201 63H202V65L203 66H201ZM217 63V65H215ZM236 63V64H235ZM186 64V63H185ZM189 64V63H188ZM207 64V65H206ZM230 66H228V65ZM245 64H246V66H248L249 67V69H251V70H258L257 72H256V70H255V72L256 73H253V72H251L250 71V73L248 74V75H251L250 77L249 76H246L247 74V71L246 70H248V68H246L245 67ZM251 64V65H250ZM257 66H256V65ZM151 65V64H150ZM171 65H175L174 67L173 66H171ZM213 65V66H212ZM222 67H221V66ZM234 65H237L238 66V68L236 67V66H234ZM262 66V67H259V66ZM169 66V67H168ZM182 66V68H183V65H181ZM189 66V65H188ZM191 66V65H190ZM215 66V67H214ZM219 66H220V68H219ZM225 66V67H224ZM254 68H253V67ZM168 67V69H166ZM172 67V68H171ZM206 67H207V69H206ZM236 67V68H235ZM181 68V67H180ZM198 68V69H199ZM211 68V69H210ZM224 68H226V70L224 69ZM230 68H232L233 70H234V68L235 69H237V70H232V69H230ZM165 69V70H164ZM191 69V70H190ZM209 69V71L210 72H208L207 70ZM216 69V70H215ZM217 69H219L220 71H218ZM230 69V70H229ZM152 70V69H151ZM214 70V71H213ZM222 70V71H221ZM225 70V71H224ZM238 70H240V71H238ZM209 73V74H207V72ZM232 71V72H231ZM261 71V72H260ZM188 72V73H187ZM230 72V74L232 73V75L231 76H229V77H226V74H228ZM233 72H235V74H240V72L242 73V75L244 74V76H246V77H244V76H242V80H241V77H240V75H237V76H239V80L241 81V83H239L237 80H238V77L233 73ZM237 72V73H236ZM239 72V73H238ZM249 72V71H248ZM259 72V73H258ZM217 74V75H219L220 77H222L221 79H223V80H221V81H219V76H216V75H214L213 76V74ZM253 73V74H252ZM149 74V73H148ZM147 73L145 74V76H147L148 75ZM185 74V75H186ZM224 76H223V75ZM230 74H228V75H230ZM182 76H183V74H181ZM184 75V76H185ZM194 75V76H193ZM212 75V76H211ZM222 75V76H221ZM253 75V76H252ZM256 77H255V76ZM259 75V76H258ZM261 75H262V78H261ZM203 77V78H202ZM231 77H233V79H231ZM236 77V78H235ZM249 77V78H248ZM259 77V78H258ZM183 78V77H182ZM189 78H191V79H189ZM218 78V79H217ZM243 78H245L244 80H243ZM247 78V79H246ZM251 78V79H250ZM258 78V79H257ZM187 79H189V81L188 82H186L185 80H187ZM212 79H214L215 81L216 80H218L219 81V84L218 83H214V80H212ZM225 79H227L226 81H224ZM237 79V80H236ZM249 79V80H248ZM260 79V80H259ZM202 80V81H201ZM212 80V81H211ZM231 80V81H230ZM245 80H246V82H247V84H248V81H250L249 83L250 84H252V85H254V88L255 87H258L259 85H260V83H262L261 84V86H259L258 88L259 89H262L261 91H260V93L261 94H263V95H260V99L261 100H259L258 98H259V92H256V88H255V92H250L249 90H251V88L252 89H254L253 88V86L252 85H250V84H246V82H245ZM253 80V81H252ZM256 82H255V81ZM201 81V82H200ZM222 81H224V82H222ZM233 81H235V83L233 82ZM261 81V82H260ZM205 82V83H204ZM209 82H210V85H212V86H210L209 87ZM222 82V83H221ZM253 82H254V84H253ZM259 82V83H258ZM187 83L190 85V86H188L187 85ZM194 83V84H193ZM231 83V84H230ZM193 84V85H192ZM197 84V85H196ZM198 84H200V85H202V86H200V85H198ZM205 84V85H204ZM215 84L217 85V86H215ZM224 84V85H223ZM227 85V88H225V86ZM235 84H237V85H235ZM240 85V87H236V86H239ZM258 86H257V85ZM177 85V84H176ZM208 85V86H207ZM213 85H214V87H213ZM221 87H220V86ZM233 85V86H232ZM256 85V86H255ZM192 86V87H191ZM222 86H223V88H222ZM245 86H247V87H250L249 88V90H248V92H247V90L244 88ZM177 87L179 88V86L177 85ZM176 87V88H177ZM191 87V88H190ZM203 87H204V89H203ZM217 87V88H216ZM235 87H236V89H235ZM246 87V88H247ZM260 87H262V88H260ZM208 88V89H207ZM215 88V89H214ZM219 88V89H218ZM220 88H221V90H220ZM240 88H241V90H240ZM258 88H257V91H258ZM194 89V90H193ZM205 90V91H203V90ZM213 91H212V90ZM231 89V90H230ZM237 90L238 89V91L240 92V91H245L244 92V94L243 93H241V95L239 96H236L237 98H235V95H237V94H239L238 93V91H235V90ZM243 89H245V90H243ZM207 90H208V92H207ZM211 90V91H210ZM216 90H217V92H216ZM223 90H224V92L226 93V94H224L223 93ZM232 90H234V91H232ZM198 91L203 95V97H202V95H200V93H198ZM204 93H203V92ZM218 91L221 93V94H219L218 93ZM252 91V90H251ZM232 92H236L234 95L232 94ZM247 92V95L245 94ZM185 93H184V95H185ZM250 93H253V95H251ZM206 94V95H205ZM207 94H209V95H211V96H208ZM213 94V95H212ZM219 94V95H218ZM224 94V96H222ZM229 94V95H228ZM243 94V95H242ZM256 94H258V95H256ZM217 95L219 96V98L220 99H217L218 97H217ZM220 95H221V97H220ZM248 95H250V97H248ZM212 97V98H206V97ZM215 96H216V99H217V101H216V103L215 102H212V101H214V98H215ZM242 96V97H241ZM244 96H246V97H244ZM254 96V97H253ZM121 97V96H120ZM120 97H117L116 98V103H122V99H124L123 98V96L120 98ZM190 97V98H189ZM241 99H240V98ZM178 98H180V99H178ZM205 98V99H204ZM226 98V99H225ZM237 99V100H235V99ZM239 98V99H238ZM255 98V99H254ZM119 99H120V102H119ZM183 99H184V101H183ZM209 99V100H208ZM233 99V100H232ZM250 99V100H249ZM251 99H252V101H251ZM259 101H258V100ZM185 100H187V102L185 101ZM190 100V101H189ZM242 100H244V101H242ZM246 100H247V102H246ZM254 100H257L256 102L254 101ZM172 101V102H173ZM208 101V102H207ZM231 101H229L228 102V104H226L225 102H224V104L227 106L228 105V107H229V105H230V102ZM238 101V102H237ZM264 100H262L261 101V103L263 104V105H261V103H260V106H264V102H263ZM190 102V103H189ZM246 102V103H245ZM249 102H250V105H249ZM255 102V103H254ZM176 103H178V105L176 104ZM186 103L188 104V106L186 105ZM195 104V105H192V104ZM202 103V105H200ZM212 105H211V104ZM215 103V104H214ZM222 103V102H221ZM245 104V105H243V104ZM190 104L192 105V106H190ZM208 104H209V106L211 105V107H209L208 106ZM224 104H222V107L223 108H226V106L224 105ZM233 103L231 102V105H232ZM251 104L254 106H251ZM256 104H258V105H256ZM206 105V106H205ZM216 107H215V106ZM224 105V106H223ZM230 105V106H231ZM242 107H240V106ZM243 105V106H242ZM247 105H249V107L247 106ZM204 108H203V107ZM237 106L240 108V109H238L237 108ZM246 106V107H245ZM163 108H167V107H164V106H162ZM175 106H173L172 108H174ZM187 107V108H186ZM194 107V108H195ZM228 107H227V109H228ZM252 107V108H251ZM185 110H184V109ZM194 108H191L192 110L194 109ZM207 108V109H206ZM245 108H246V114H248V115H245V114H243L244 112H245ZM247 108L249 109V111H247ZM254 108H255V110L256 111H258V112H256L255 110H254ZM258 108V109H257ZM204 109V110H203ZM229 109H230V107H229ZM236 109V110H235ZM239 111H238V110ZM241 109H242V111H243V113H242V115H243V117H242V115H241ZM182 110H183V112H182ZM190 110V109H189ZM195 110V109H194ZM193 110V111H194ZM202 110V111H201ZM254 110V111H253ZM165 112H168V111H172V109H169V108H167L166 110H164ZM227 111V110H226ZM236 111H238V113H239V115L237 116V117H240V118H237L236 117V114H238V113H236L235 114V112ZM251 111V112H250ZM182 112V113H181ZM189 112V111H188ZM211 112V113H210ZM233 112V113H232ZM250 112V113H249ZM254 112V113H253ZM261 112V113H260ZM196 113H198V112H196ZM198 113V114H199ZM230 113H232V114H230ZM251 113H253L254 115H258V116H256V117H254V119L252 118L253 117V114L251 115ZM198 114H196V115H198ZM202 114H203V112H202ZM241 115V116H240ZM200 116H199V118H200ZM230 116L232 117L231 119H228V118H230ZM202 117V116H201ZM211 117V118H210ZM237 118V119H235L234 120V118ZM242 117V118H241ZM249 117V118H248ZM249 119V122H251V123H249L248 121V123L246 122V120L247 119ZM252 118V119H251ZM257 118H258V121H256L257 120ZM202 118H200V120H201ZM216 119V120H215ZM232 119H233V121H232ZM240 119H242V121L240 120ZM212 120V121H213ZM238 120V121H237ZM245 120V121H244ZM252 120H254L255 122H253ZM218 121V122H219ZM228 121V122H227ZM232 121V122H231ZM226 122H227V125H225L226 124ZM229 122H231V124H234V125H237V126H240V128L239 127H237L236 129H235V127L236 126H234V125H231ZM253 122V123H252ZM260 122H263V123H260ZM197 123H198V121H197ZM199 123H200V121H199ZM208 123H210V121H208ZM217 123V122H216ZM237 123H240V124H237ZM230 124V125H229ZM243 124H244V126H243ZM250 126L251 124V127H249L248 125ZM257 124V125H256ZM263 125V126H260V125ZM196 125H198L199 126V124H196ZM208 126V127H206V126ZM212 125V126H211ZM256 126V131H257V134H256V132H255V130H254V128H255V126ZM259 125V126H258ZM198 126H195V127H198ZM226 126H231V127H226ZM245 126H247V128L245 127ZM254 126V127H253ZM234 127V128H233ZM252 127H253V129H252ZM259 127V128H258ZM263 127V128H262ZM201 128V127H200ZM209 130H208V129ZM248 128L250 129H252V131H251V129H250V131L248 130ZM262 128V129H261ZM220 129V130H219ZM259 129H260V131H259ZM219 130V131H218ZM231 130V131H230ZM234 130V131H233ZM237 130V131H236ZM243 132H242V131ZM244 130H245V132L247 133V138H252L250 141V145L248 146V143H249V139L247 140V138H246V134H245V132H244ZM250 132V134H249V132ZM222 131V132H223ZM230 133H229V132ZM236 131V132H235ZM238 131H240L239 133H237ZM254 131V132H253ZM234 134H233V133ZM211 133V134H212ZM237 133V134H236ZM244 133V134H243ZM255 133V134H254ZM259 133V134H258ZM241 134H242V137H240L241 136ZM200 135H198V136H200ZM240 135V136H239ZM245 136V138H244V136ZM259 135L261 136V137H259ZM203 136V135H202ZM219 136H221V135H219ZM231 136V137H230ZM234 136V137H233ZM237 138H239V139H241L240 141L238 140V139H236V137ZM255 136V137H254ZM264 136V135H263ZM211 137V136H210ZM208 137L207 138V136H206V138L207 139H210L209 141V143H211V138H213V137ZM222 137V136H221ZM220 137V138H221ZM229 137H230V139H229ZM204 138V137H203ZM216 138H218V136L216 137ZM245 139V143L247 142V146H248V148L250 147H252L251 148V150L252 151H255V148H258L257 150H258V152H252L251 151V153H252V156L253 155H257V153H258V155H260V154H263V155H260L261 157H262V161H263V163H260V162H262V161H260L259 162V160H260V156H258L257 155V160L255 159V158H253L252 156V158H253V160H254V162L256 163V165H255V163H253L252 161V159H251V161L250 160H248L247 159V155L249 154L248 153V151L250 152V148L248 149L247 148V151H245L243 148H246V147H244V146H246L245 144H243L242 145V143H243V139ZM261 138H263V140L261 139ZM200 139V138H199ZM207 139H205V142H206V140ZM204 140V139H203ZM219 140V139H218ZM221 140V139H220ZM232 140H235V141H232ZM237 140V141H236ZM247 140V141H246ZM262 140V141H261ZM199 141H202V140H198V142ZM215 141V136H214V139H213V142ZM216 141H217V139H216ZM230 141V142H229ZM204 141H202V143H203ZM208 142V141H207ZM219 142V141H218ZM218 142H216L218 145H219V143ZM225 142V143H226ZM232 142H235V143H233V144H231ZM237 142H238V145H237ZM214 144V147H216V145L217 144ZM228 143H230L229 144V146H228ZM241 145H240V144ZM252 143V144H251ZM200 144H201V142H200ZM257 144H259L257 147L255 146V145H257ZM217 145V146H218ZM222 145V144H221ZM234 147H233V146ZM236 145H237V147H236ZM252 145H254L255 146V148L252 146ZM200 146L201 145H199V147H198V151H200V153H201V150H200ZM211 146V145H210ZM240 146H243L242 147V150H240L241 149V147ZM262 146V147H261ZM194 147H196V146H194ZM202 147V146H201ZM213 147V146H212ZM218 147H220V145L218 146ZM217 147V148H218ZM232 147L233 148H236V150L238 151H236L235 149H232ZM204 148H205V143H204ZM203 148V149H204ZM232 149V151H231V149ZM240 148V149H239ZM196 149V150H195ZM259 149H261V150H259ZM211 150V149H210ZM210 150H209V152H210ZM256 150V151H257ZM194 151H196V159H198L197 157H199V155L197 154V148H194ZM206 151H208V148H207V150ZM213 151H216L215 150V148H214V150ZM239 151L242 153L243 152V154H241V153H239ZM208 152V153H209ZM212 152V151H211ZM233 152V153H232ZM199 153V154H200ZM217 153V154H216ZM236 153H238V154H236ZM244 153L246 154V155H244ZM248 153V154H247ZM250 153V154H251ZM260 153V154H259ZM205 154V153H204ZM212 154V156H213V158H214V155H213V152L211 153ZM232 154L234 155V156H236V155H239V156H236V157H234V156H232ZM249 154V155H250ZM202 155V154H201ZM206 156H208V154H205ZM210 155V154H209ZM222 155H224L222 158H221V156ZM206 156L204 157L203 156V158H206ZM244 156H246V159H245V157H244V159H242ZM254 156V157H255ZM225 157V158H226ZM230 157V158H229ZM250 156H249V158H251ZM199 158H202L201 156L199 157ZM209 158V157H208ZM208 158L206 159L207 161H208ZM215 158H216V156H215ZM214 158V159H215ZM221 158V159H220ZM223 159V160H222ZM199 160V159H198ZM211 160V159H210ZM210 160L208 161L209 163H211L210 162ZM213 160V159H212ZM240 162H239V161ZM247 160L249 161V162H251L250 164H249V167H251V168H248V170L246 169L247 167H245V165L247 164L246 162H247ZM202 161V163H203V159L201 160ZM200 161V162H201ZM236 161V162H235ZM237 161H238V165H239V167H240V169L242 170H238L236 167H238V165H235V164H232V163H236L237 164ZM243 161V162H242ZM246 161V162H245ZM195 162H197L198 163V161L196 160ZM205 162L206 161H204V164H205ZM207 162V163H208ZM246 163V164H242V163ZM258 162H259V165H260V167H259V165H257L258 164ZM201 163V164H202ZM231 163V164H230ZM244 165V166H242V165ZM252 164H254L255 166H253L252 167ZM213 165V164H212ZM218 165H220V166H218ZM231 165V166H230ZM215 166H213L214 168H215ZM257 166L259 167V169L257 168ZM212 167V168H213ZM230 167H232V168H230ZM238 167V168H239ZM263 167V168H262ZM233 168H235V169H233ZM245 168V169H244ZM260 168H262L261 170H263L262 172H259V170H260ZM203 169V170H202ZM231 169V170H230ZM250 169H253L252 171L253 172H255L254 174H255V176L257 177H255L254 176V174H253V172L251 173V175H250V172L248 173L247 171H249ZM256 169H258V173L259 174H256L257 173V171H256ZM218 170V171H217ZM223 170V169H222ZM221 170V171H222ZM227 170H230V171H228L227 173L228 174H226L225 175V173H226V171ZM233 170V171H232ZM245 170H246V173H245ZM260 170V171H261ZM208 171H213V172H211L212 173V175L210 176V172L208 173ZM235 171V172H234ZM218 172V173H217ZM225 172V173H224ZM234 172V173H233ZM239 172H241V173H239ZM220 173V174H219ZM223 173H224V175H223ZM229 173H231V174H229ZM245 173V174H244ZM196 174H197V176H196ZM206 174V175H207ZM222 174V176H224V177H221L220 175ZM233 174H235V175H233ZM247 174V175H246ZM250 176H249V175ZM221 177V178H218L219 176ZM232 175V176H231ZM241 175V176H240ZM244 175H245V178H246V180L245 181H243L241 184H240V182H238V180L240 179V181L242 180V176H243V178H244ZM258 175V176H257ZM233 176H234V178H233ZM246 176H248V177H246ZM252 176V177H251ZM206 176L204 175V178H205ZM228 177H229V179L230 180H227L228 179ZM230 177H232V178H230ZM238 177H239V179H238ZM252 178V181H247V180H250L249 178ZM244 178V179H245ZM255 178H256V180H255ZM218 179V180H217ZM220 179V180H219ZM231 179H232V181L233 182H235V181H237L236 183H234V185H233V183H231ZM236 179V180H235ZM259 182H258V181ZM189 181H188V184H189ZM223 181H224V183H223ZM227 181H228V184H226L227 183ZM218 182H220L221 183V185H220V183H218ZM246 182V183H245ZM254 182V183H253ZM204 183V184H203ZM245 183V184H244ZM249 183V184H248ZM252 183V184H251ZM194 184V185H193ZM238 184V185H237ZM258 184V185H257ZM216 185V186H215ZM231 185H232V187H231ZM240 185H242L241 187H239ZM254 185V186H253ZM209 186V187H208ZM215 186V187H214ZM228 187L227 189H226V187ZM250 188H249V187ZM204 187V186H203ZM220 187H221V189H222V187H224L225 189H226V191H225V189L223 188L222 190L220 189ZM234 187H235V189H234ZM239 187V188H238ZM193 188H195L194 189V191H195V193H193L194 191L193 190H191V189H193ZM246 188L248 189V190H246ZM220 190V191H218V190ZM233 191H232V190ZM239 189H241V190H239ZM205 190H204V192H205ZM209 190H213V193H210L209 192ZM227 190H229V191H231V194L233 195V198L230 196V195H228L229 193V191L227 192ZM249 190H251L250 192H248ZM197 191V192H196ZM202 192L203 193V196L202 195H200L199 194V192ZM215 191V192H214ZM224 191V192H223ZM234 191H236V192H234ZM243 191V192H242ZM246 191H247V193H246ZM205 192V193H206ZM217 192V193H216ZM223 192V193H222ZM241 192H242V195L240 196V197H238L240 194H241ZM197 193H198V196H200V199H195V195L197 196ZM201 193V194H202ZM220 193V194H219ZM234 193V194H233ZM254 193H256V195L254 194ZM212 194V195H211ZM220 196H219V195ZM228 195V196H230V197H228V196H226V195ZM247 194H248V196H247ZM261 194H262V197H261ZM217 195V196H216ZM223 195H225V196H223ZM237 195V196H236ZM193 196H194V198H193ZM197 196V197H198ZM216 196V197H215ZM196 197V198H197ZM202 197V198H201ZM205 199H204V198ZM215 197V198H214ZM218 197V198H217ZM220 197V198H219ZM235 197H237L236 199H235ZM256 197V198H255ZM261 199V203L258 201V199L259 198ZM186 198H185V202H186ZM199 198V197H198ZM212 198V199H211ZM217 198V199H216ZM231 200H230V199ZM248 198V199H247ZM210 199V200H209ZM221 200V201H218V200ZM224 199H226L225 201H224ZM235 199L236 201H235V203H234V201L233 200ZM191 200V201H190ZM195 200V201H194ZM198 200V201H197ZM209 200V201H208ZM217 200V201H216ZM223 200V201H222ZM233 201V202H230V201ZM257 200V201H256ZM183 201H184V199H183ZM187 201V202H188ZM194 201V202H193ZM204 201V202H203ZM208 201V202H207ZM216 201V202H215ZM227 201H229V202H227ZM186 202V203H187ZM191 202H193V203H191ZM205 202H207L206 204H205ZM212 202V203H213ZM220 202V203H219ZM227 202V203H226ZM211 203V202H210ZM234 203V205H232ZM236 203L238 204L237 205V208H239L238 209V211L237 212H235L234 210H236L235 208L236 207H234L233 208V214L231 215V210L230 209H232L231 207L232 206H235L236 205ZM246 203V204H245ZM258 203V204H257ZM198 204V203H197ZM226 204L227 205H232V206H226ZM246 205V206H245ZM257 205L259 206V207H257ZM190 206H189V208H190ZM203 206H204V208H203ZM209 206H207L208 208H209ZM225 207V209L223 210L222 208H224ZM229 208V213H227V214H230V216L228 215V217L230 218V220H229V218L227 217V214H225V211L227 212V210L228 209H226V208ZM188 208V209H189ZM194 208V209H195ZM213 208V207H212ZM221 208V209H220ZM240 209H242V210H240ZM244 209H248L247 211L246 210H244ZM259 209H260V211H259ZM200 212H202V214L204 213H206L205 215H201L200 213H199V211ZM223 210V211H222ZM195 211L196 210H194V213H195ZM239 211H241V215H240V212ZM243 211L245 212V213H243ZM212 214H211V213ZM217 212V213H216ZM219 212V213H218ZM235 212V213H234ZM239 212V215L238 216H236L237 215V213ZM247 212V213H246ZM250 212V213H249ZM193 213V214H194ZM209 213H210V216H209ZM220 213H222V214H220ZM224 213V214H223ZM214 214V215H213ZM236 214V215H235ZM189 215H190V217H192L191 219H190V223H188L186 220H189ZM221 215V216H220ZM193 216H195V215H193ZM220 216V217H219ZM224 216H226L227 217V219L224 217ZM231 216H234V218L233 217H231ZM236 216V217H235ZM239 216H241L240 218H239ZM196 217V216H195ZM209 217V218H208ZM215 217V218H214ZM200 218V219H201ZM232 218V219H231ZM239 218V219H238ZM208 219V220H207ZM220 219V220H219ZM252 219V220H251ZM194 220H195V222H197V223H195L194 222ZM240 220V222H238ZM257 220V221H256ZM184 221V222H183ZM189 224H187L186 222ZM192 221H193V226L191 225V227H190V224H192ZM214 222H215V224H214ZM181 223V224H182ZM195 223V224H194ZM254 223V224H253ZM259 224V225H258ZM187 225V226H186ZM194 225H195V229L193 230V227H194ZM189 226V227H188ZM183 227V230H184V232L183 233H185V235H186V228L184 227V226H182ZM181 226H180V229L182 228ZM127 228V231L125 230ZM190 228V229H189ZM199 228V229H198ZM211 228V229H210ZM189 229V230H188ZM220 229V230H219ZM183 230H180V232L181 231H183ZM211 230V231H210ZM129 231H132V228H130L129 229V227H124V228H122L120 231H119V233H120V235H122L123 237H122V241H113V240H107L106 241V245H110V243H111V245H113L114 243L116 244V242H117V244H119L120 242L121 243H123L125 246H127L128 248H134V247H136V249H141L142 247H145V246H148V245H151V244H153L154 243V240H152V237H150V236H147V237H144L143 238V240H139V239H133V241L132 240H128L127 239V236L129 235L128 233H129ZM211 232V233H210ZM125 233H126V235H125ZM131 233V232H130ZM219 233V234H218ZM182 234V233H181ZM218 234V235H217ZM221 234V235H220ZM246 234V235H245ZM197 235V236H196ZM199 235V236H198ZM192 236V237H191ZM195 236H196V238H195ZM193 238V241H194V243H192V241L190 242L189 240H192V239H189L188 241H187V239L188 238ZM235 237V238H234ZM238 237V238H237ZM252 237V238H251ZM256 237L258 238L259 237V239L257 240L256 239ZM179 238V239H180ZM203 237H200V239H202ZM255 238V239H254ZM262 238V239H261ZM151 239V240H150ZM234 239H236L237 241H235ZM250 239H252V240H250ZM88 241H89V239H87ZM87 240H83V242H84V248H83V245H81V244H83V242L81 241V243H80V241H72V242H70V245L71 244H73V246L71 247V246H69V253H70V255L72 256V263L73 264H91L92 262L91 261H93V264H95L96 263V261L99 259L100 260V262H99V260H98V264H105L104 262L106 261V264H107V262H108V264H115V263H117V264H129V262H130V260L132 259H130L129 260V262H127L128 261V259H127V256H124L123 257V261H121L120 262V258H122V257H118V260L116 259V255L115 254H113L112 252H111V250H108L107 252H105V253H103V255L102 256H104L105 255V259L104 258H102V256L100 257L99 256V258H98V256H97V258H96V256L94 255L93 256V253L91 254V253H88L89 255H92L91 257H92V260L90 261V258L88 257L87 258V256H89L88 254H87V252H89L91 249V247L93 248L94 246L95 247H97V242L98 243H100V239H98V240H96V239H93V240H91L90 239V242L91 241H93V242H91V243H93L92 244V246H91V244L87 241ZM127 240V241H126ZM138 240V241H137ZM150 240V241H149ZM208 240L210 241V243L211 244H209V242H208ZM232 240V242H230ZM246 240V241H245ZM255 240V241H254ZM103 241H105V239H103ZM139 241L141 242L140 244H142V245H140V248H138L139 247ZM149 241V243H151V244H149V243H147ZM187 241V242H186ZM252 241H254V242H252ZM53 243H51V241L50 242H47V241H41V243H39L38 242V245H39V247L38 246H36V247H33V248H31V250H28V252H33L35 249V251H36V253H38L39 254V252H41V253H43L44 251H45V249H46V247L48 246V245H50V247H53V248H57V247H61L62 246V242H59V241H52ZM96 242V243H95ZM126 242H128L127 244H126ZM137 242V243H136ZM178 242H177V244H178ZM184 242V243H183ZM237 242V243H236ZM262 242V243H261ZM51 243V244H50ZM78 243H79V245H81V246H79L78 245ZM103 244L105 243V242H102ZM146 243H147V245H146ZM161 243V242H160ZM189 243H190V245H189ZM192 243V244H191ZM207 243H208V246H207ZM229 243H232L231 245L229 244ZM86 244H89L90 246H89V248L88 247H86ZM102 244V245H103ZM156 244H157V241H156ZM162 244V243H161ZM219 244H221V245H219ZM0 245L2 246L3 245V242L1 241V243H0ZM101 245V244H100ZM99 245V246H100ZM133 245H134V247H133ZM171 245V244H170ZM0 246V248L2 249V247ZM88 246V245H87ZM192 246H195V250H191V249H189L190 247H192ZM253 247V249H251L252 247ZM81 247V248H80ZM181 247H183V249H181ZM205 247H207L206 249H205ZM221 247H223V248H225L224 250L225 251H222V252H226V260L223 258L224 256L223 255H225V254H223L222 252H221ZM35 248V249H34ZM79 248L81 249V250H79ZM227 248L229 249V251H227ZM29 249V248H28ZM86 249H88L87 250V252H85L86 251ZM194 249V248H193ZM239 249V250H238ZM249 250V252H247L248 250ZM33 250V251H32ZM79 250V251H78ZM85 250V251H84ZM223 250V249H222ZM243 250V251H242ZM254 250V251H253ZM261 250V251H260ZM1 251V250H0ZM4 251V250H3ZM35 251H34V257L33 256H31V258L30 259H32L33 260V262H34V264H35V259L38 257V255H35ZM80 252L81 254H83V258L84 259H82L81 260V262H80V257H81V255H80V253H78V252ZM82 251H84V252H82ZM170 250L169 251H166V252H171ZM183 251V252H184ZM207 251V252H206ZM210 251V252H209ZM242 253H240V252ZM246 251V252H245ZM253 251V252H252ZM184 252V253H185ZM219 252H220V255H219ZM252 252V253H251ZM4 254H2V253H0V256H1V254H2V257L0 258V261H3V263L4 262H6L5 264H13V260L14 259H19L20 258V260L19 261H21V260H23V258H26L27 259V251L24 253L25 254V257H16V258H13L10 262L9 261H7V259H6V261H4L5 260V258H8L7 256V254L5 253V252H3ZM75 253V254H74ZM190 253H194V255L193 254H190ZM212 254V255H210V254ZM228 253V254H227ZM237 253V254H236ZM240 253V254H239ZM248 253H251V254H248ZM73 254H74V256H73ZM165 253H164V251H163V255H164ZM181 254V253H180ZM199 254H200V257H198L199 256ZM205 254H208V255H210L211 257H213L212 259H211V262L210 261H208V260H210V258L207 256V255H205ZM223 254V255H222ZM246 255V257H245V255ZM253 254H255V255H253ZM263 254V255H262ZM115 257H114V256ZM193 255V256H192ZM218 255V256H217ZM248 255V256H247ZM251 255V256H250ZM41 255H39V257H40ZM79 256V257H78ZM202 256H204V259H203V257ZM221 256H222V259H224V260H221ZM254 256V257H253ZM78 257V258H77ZM108 257H110V261H108L109 259H108ZM132 257V256H131ZM194 257H196V258H194ZM82 258V257H81ZM88 259V261L86 262V260ZM104 259V262H103V260L102 259ZM190 258L193 260V262H192V260H190ZM231 258H233V257H231ZM256 258V259H255ZM16 259V262L15 263H19L18 262V260ZM29 259V258H28ZM94 259V260H93ZM186 259V260H185ZM197 259V260H196ZM201 259H203V260H201ZM205 259H207V260H205ZM218 259H219V261H218ZM169 260V261H168ZM171 260H172V262H171ZM199 260V261H198ZM214 260V261H213ZM237 260V261H236ZM15 261V260H14ZM29 261H31V260H29ZM83 261V262H82ZM118 261V262H117ZM173 261H175V262H173ZM186 261H189V262H186ZM195 261H197V262H195ZM201 261H203V262H201ZM225 261V262H224ZM258 261V262H257ZM7 262H9V263H7ZM22 262V261H21ZM26 263V261L25 260H23V263ZM32 262V261H31ZM33 262H32V264H33ZM91 262V263H90ZM132 262H133V259H132ZM130 263V264H133V263ZM221 262V263H220ZM223 262V263H222ZM241 262V263H240ZM261 262V263H260ZM2 263V262H1ZM0 263V264H1ZM14 263V264H15ZM22 263V264H23ZM71 263V264H72ZM230 262H229V264H231ZM19 264H21V263H19Z\"/></svg>", "mask_w": 264, "mask_h": 264}]
</instances>
